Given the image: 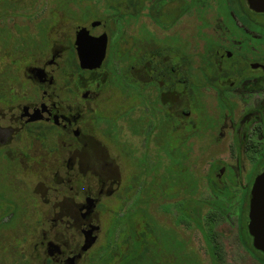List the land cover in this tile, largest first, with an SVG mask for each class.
Returning <instances> with one entry per match:
<instances>
[{
    "label": "flooded vegetation",
    "instance_id": "1",
    "mask_svg": "<svg viewBox=\"0 0 264 264\" xmlns=\"http://www.w3.org/2000/svg\"><path fill=\"white\" fill-rule=\"evenodd\" d=\"M82 6L84 24L67 41H49V17L35 22L45 29L35 37L0 26V264H193L161 212L175 207L179 224L183 216L209 239L197 207L208 202L223 212L243 175L236 209L248 218L264 169V33L250 12L264 11L248 0H212L197 47L194 24L188 34L178 28L196 11L192 0L105 7L115 34L96 31L100 14ZM17 7L0 0V21ZM234 7L247 14L239 24L227 13ZM81 27L106 35L96 66L80 63ZM21 51L41 55L21 66ZM199 141L202 152L229 154L207 173L211 197L202 203L197 178L182 167Z\"/></svg>",
    "mask_w": 264,
    "mask_h": 264
},
{
    "label": "rangeland",
    "instance_id": "2",
    "mask_svg": "<svg viewBox=\"0 0 264 264\" xmlns=\"http://www.w3.org/2000/svg\"><path fill=\"white\" fill-rule=\"evenodd\" d=\"M125 1L127 0H119L118 2H121L120 6L124 7L123 5ZM11 2L17 4L18 7L11 12L5 13L4 19L0 21V26L3 25L6 31L12 36H17L18 34H24L23 32H27L33 34L35 37V34L45 32L44 25L35 22H37L40 18L49 17L51 21L49 22L46 30L49 41L59 42L62 37H64L67 41L72 39L74 29L77 26L84 24V22L79 17L80 14H78V11L75 10V7V12H69L64 8L59 7L57 2L54 0H11ZM87 2L92 3L94 5L93 8L97 11L98 15L100 14L98 17H95L96 19L101 20V26L96 28V31L105 30V32L109 34H115L117 30L116 25L113 24V20L109 15L110 11L107 10V8L105 9V7H108V5L114 2V0L79 1L80 4ZM149 2H151V0H149ZM144 3H147V1H144ZM210 3H212V0H192V6L196 9V11L191 9V11L184 15V18L179 20L180 24L178 25V28H180V31H178L181 34H188L187 25L191 23L193 26L194 24L195 27L193 31L196 32L195 37L197 47L200 41V17L206 16V9L210 6ZM70 5L73 6V4ZM120 9L122 12L125 11L123 8ZM233 9L234 10H228L227 13L229 16H232L235 21H237L236 24H239L240 19L238 18L242 17V14L245 15L246 11H238L235 7ZM143 11L146 10L144 9ZM142 15L145 14L142 12L141 16ZM250 15L258 20V30L264 33V29L262 28L264 27V13L250 12ZM139 19L141 21L143 20L149 29L155 28L154 23L149 18L143 16ZM137 23L138 21L133 20L130 21L128 23L129 25L127 26L130 30H135ZM246 23H248L249 26L245 25V29H252L253 24L250 21ZM125 26L126 21L123 20L122 31H125ZM45 53L46 50L44 51V54ZM20 54L22 59L21 61L19 60L21 66H24L25 63L31 61V57L38 59L41 55L35 54L34 56L29 57L24 51H21ZM9 58L10 54L5 52V62L9 61ZM203 145L204 144L202 142H197L196 152L187 154V157L182 161V167H186L188 170H190L198 180L197 192L195 196L196 198L200 199V203H202V200L211 197V193L207 188L205 179L208 176V172L213 173L214 170L212 171L211 169L213 168L214 161L225 162V159L227 161L229 159V154L223 150H214L208 153L202 152L201 150L203 149ZM217 149L220 148L217 147ZM231 156L234 157L235 154L231 153ZM245 164L248 163L245 162ZM245 169H247L246 166ZM212 175H215V172ZM242 176L243 175H238L237 182L232 185L233 193L231 198L223 200V212L219 213L214 208V205H212L213 203L209 204L208 202L197 207L200 208L197 211V216L201 221V226L210 241H207V239L205 240L201 231L196 226H194L190 220L184 218L183 216H181L179 224L178 219H176L178 211L175 210V207L171 206L172 208L170 207L168 212H161V217L164 220L165 226H170L171 228L174 225H177L175 228L178 229L179 236L185 239V248H187V250L190 249L196 258V262H193V264H264L263 262L261 263V261H258L256 258H254L251 253H249L242 246L238 237L237 214L240 216L239 224H241V221L244 223L246 235L249 236L247 230V212L244 210V212L242 211L237 213L236 209V205L238 203L237 198L244 183ZM221 182L230 184L227 176H224ZM169 202L172 204V200H169ZM153 209L156 210V203ZM248 244L251 248H253L251 244V237L248 241ZM211 245L215 249L216 257L211 255ZM255 251L259 255L260 251Z\"/></svg>",
    "mask_w": 264,
    "mask_h": 264
},
{
    "label": "water",
    "instance_id": "3",
    "mask_svg": "<svg viewBox=\"0 0 264 264\" xmlns=\"http://www.w3.org/2000/svg\"><path fill=\"white\" fill-rule=\"evenodd\" d=\"M248 3L251 8L264 11V0H248ZM105 42V33L92 37L84 27L79 28L75 47L81 65H98L104 55ZM247 230L252 237L253 248L264 254V169L255 177L250 190Z\"/></svg>",
    "mask_w": 264,
    "mask_h": 264
},
{
    "label": "trees",
    "instance_id": "4",
    "mask_svg": "<svg viewBox=\"0 0 264 264\" xmlns=\"http://www.w3.org/2000/svg\"><path fill=\"white\" fill-rule=\"evenodd\" d=\"M6 1V0H4ZM8 1V0H7ZM11 1V0H10ZM57 2V4L59 5V7L61 8H64L66 11H71V12H75L76 11H79L81 10V8L83 7L82 5L79 4V1L81 0H54ZM115 2H118L119 0H114ZM129 1H133V0H129ZM158 0H151L152 3L154 2H157ZM121 3V2H120ZM70 4H73L70 5ZM109 7H111V9L115 8V7H120L119 4H109L108 5ZM74 7L76 8L74 10ZM5 10V9H4ZM124 13L120 14V15H123ZM239 219H240V216L238 214L237 216V232H238V237H239V240L242 244V246L249 252L251 253V255L256 258L258 261H261V263L263 262L264 263V254L259 252V255L256 253L255 249L254 248H251L250 245L248 244V241L250 240V236L246 235V232H245V228H244V223L241 221V224H239ZM207 241H210L209 239H207ZM210 251H211V255L216 257V252H215V249L214 247L211 245L210 246Z\"/></svg>",
    "mask_w": 264,
    "mask_h": 264
}]
</instances>
